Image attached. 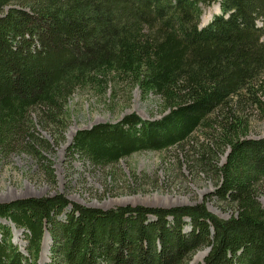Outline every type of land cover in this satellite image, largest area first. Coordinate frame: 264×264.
Here are the masks:
<instances>
[{
	"label": "trees",
	"instance_id": "trees-1",
	"mask_svg": "<svg viewBox=\"0 0 264 264\" xmlns=\"http://www.w3.org/2000/svg\"><path fill=\"white\" fill-rule=\"evenodd\" d=\"M214 4L222 15L200 29ZM263 37L264 0H0L3 158L46 162L54 180L42 153L53 146L36 128L63 133L76 91L102 95L126 79L159 97L161 118L130 114L79 131L71 153L105 168L174 151L189 172L207 170L215 195L235 210L224 220L205 204L104 211L64 195L16 200L0 204V220L24 231L26 252L0 225V264H38L47 233L51 264H188L203 248V264H264V138L249 137L250 111L264 107Z\"/></svg>",
	"mask_w": 264,
	"mask_h": 264
},
{
	"label": "rangeland",
	"instance_id": "rangeland-1",
	"mask_svg": "<svg viewBox=\"0 0 264 264\" xmlns=\"http://www.w3.org/2000/svg\"><path fill=\"white\" fill-rule=\"evenodd\" d=\"M219 7L214 4L205 9L200 21L203 28L216 16L222 15ZM205 18L206 23L203 24ZM262 98L264 101V96ZM66 108V129L63 133L58 128H49L48 131L36 128L39 140L48 141L53 146L51 151L42 153L51 165L54 180L46 172V162L39 163L25 153L16 152L8 158L0 154V204L64 195L72 204L95 210L128 206L170 210L205 204L211 213L221 219H230L235 214L234 208L215 195L217 182L207 174V170L202 172L199 166L189 172L187 161L182 156L176 160L174 151L139 152L113 167L105 168H96L71 153L70 147L79 131L100 124H116L130 114H136L145 121L160 119L162 109L159 97L153 94L145 97L138 87L125 79L118 80L102 95L87 89L76 91ZM37 114L34 113V119ZM249 117V137L264 138V107L263 110L250 111ZM196 159L190 158V163ZM224 162L223 156L218 166ZM258 200L264 207V181L258 185ZM70 211V208L67 209L60 220L64 222ZM0 225L11 227L13 243L25 251L24 231L3 220H0ZM185 231L189 232L190 228ZM47 234L42 249L46 238H50L49 254L44 263L45 257L41 252L38 264H51L52 241ZM208 249L199 250L188 264H203ZM42 259L43 263L40 262Z\"/></svg>",
	"mask_w": 264,
	"mask_h": 264
},
{
	"label": "bare ground",
	"instance_id": "bare-ground-1",
	"mask_svg": "<svg viewBox=\"0 0 264 264\" xmlns=\"http://www.w3.org/2000/svg\"><path fill=\"white\" fill-rule=\"evenodd\" d=\"M206 23V18H205V21L203 22V24H205ZM47 239V241H46V243H45V246H43V249H42V254H43V256L45 257V262L43 261V259L40 261V262H44V263H46V256H48V254H49V247H50V238H46ZM208 252V251H207Z\"/></svg>",
	"mask_w": 264,
	"mask_h": 264
},
{
	"label": "water",
	"instance_id": "water-1",
	"mask_svg": "<svg viewBox=\"0 0 264 264\" xmlns=\"http://www.w3.org/2000/svg\"><path fill=\"white\" fill-rule=\"evenodd\" d=\"M203 28V26H200V29H202ZM48 235V234H47ZM51 241H52V239H51ZM22 252H25L24 250H22ZM210 252V248L208 249V253ZM208 253H207V255H208ZM26 254V253H25Z\"/></svg>",
	"mask_w": 264,
	"mask_h": 264
}]
</instances>
